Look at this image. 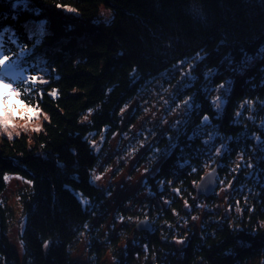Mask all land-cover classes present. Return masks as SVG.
I'll use <instances>...</instances> for the list:
<instances>
[{"label":"trees","instance_id":"1","mask_svg":"<svg viewBox=\"0 0 264 264\" xmlns=\"http://www.w3.org/2000/svg\"><path fill=\"white\" fill-rule=\"evenodd\" d=\"M15 2L0 0V30L17 38L5 45L10 59L0 76L8 73L5 82L43 121L11 138L0 126V198L7 175L31 181L19 195L21 257L7 237L14 211L0 201L1 264H78L71 245L106 197L91 182L92 142L119 131L123 108L163 74L195 107L140 189L150 197L136 218L149 220L152 231L136 230L123 247L111 235L108 249L95 238L88 264H105L107 253V264H264V0H30L32 10ZM103 6L112 13L108 23L97 21ZM22 50L29 55L17 64ZM245 56L244 70L233 71ZM184 64L189 75L180 81L171 71ZM32 76L43 82L33 85ZM229 81L217 111L214 94ZM167 142L164 136L156 146ZM215 167L217 191L228 192L220 211L217 191L195 198Z\"/></svg>","mask_w":264,"mask_h":264},{"label":"rangeland","instance_id":"2","mask_svg":"<svg viewBox=\"0 0 264 264\" xmlns=\"http://www.w3.org/2000/svg\"><path fill=\"white\" fill-rule=\"evenodd\" d=\"M111 19V11L103 6L97 21L108 23ZM186 67L185 64L181 65L171 73H179L180 81L184 80L189 75ZM167 77V74H163L152 80L123 108L119 131L109 139L101 135L92 142L98 155V163L91 174V182L105 191L106 197L98 204L92 222L86 225L71 245V259L78 264H88L90 244L95 238L101 243L102 248L106 249L112 244L109 240L111 235L119 239L120 247L125 246L127 242L134 243L137 232L135 226L141 220L136 218V214L141 211L145 199L150 197L148 191H140V189L147 176L154 173L163 159L168 151L172 134L178 132L188 114L186 101L190 100L179 99L176 92L179 81L175 83L176 79L170 84L168 77L169 84H166L164 79ZM224 87L228 88V85ZM4 91L5 89L0 86V93ZM220 96H223L224 104L225 93L221 87L216 90L213 101ZM0 100H3L2 95ZM5 109L9 124L7 131L14 134L39 129L43 121L38 109L24 106L16 95L0 103V112ZM135 112L137 118L128 125ZM28 117L31 119L29 120ZM0 126L4 130L3 126ZM164 136L168 137V142L160 149L156 145ZM30 184L31 181L24 176L7 175L6 189L0 198L1 203L14 211L7 237L20 257L23 255L21 235L25 230L26 218L19 195L28 190ZM226 194L228 192L226 193L224 187L217 191V211L225 209ZM199 209L208 211L204 204L200 205ZM106 258L105 264L113 262L111 253H107ZM1 263H4V260L0 256Z\"/></svg>","mask_w":264,"mask_h":264},{"label":"snow or ice","instance_id":"3","mask_svg":"<svg viewBox=\"0 0 264 264\" xmlns=\"http://www.w3.org/2000/svg\"><path fill=\"white\" fill-rule=\"evenodd\" d=\"M18 5H22L24 7L25 10H32L29 8V5H30V0H16V2L12 5L13 8H16ZM7 34V40L5 39V35ZM40 37H42L44 34H45V26L44 24H40L39 27H38V33H37ZM9 43H17V38L15 36L14 33H11V30L10 29H3V30H0V69H3V68H7L8 65H6V61H9V56L4 54L8 51V49L5 47L6 44H9ZM17 46L19 47V45L17 44ZM29 55V53L27 51H24L22 50L17 58H16V63L19 64L21 62H26V57ZM229 61L231 60V58H227ZM250 61V58L245 56L244 60L241 62V64L237 67V68H234L233 71H243L244 70V65L248 64ZM215 72H211V73H208L207 75L209 77H211L212 75H214ZM8 75L7 72H5L4 76H0V86H2L5 91L3 93H0V95L3 96V100H0V103H3L4 101H6L10 96L12 95H16L17 97L20 96V92L17 91L15 88H13L12 86V82H5V78L6 76ZM13 79H20L19 77H14ZM28 81H30L33 85L36 83V82H43V81H39L38 80V77H28L27 78ZM221 88L224 89V93L226 94L227 91L229 90V88L231 87V81L228 82V88H225L224 85H221L220 86ZM210 91V90H208ZM52 96H55L56 95V92L53 91L51 93ZM223 96H220L218 97L215 101L212 102V105L214 108L217 109V111H219V109L222 107L223 105ZM14 107V105H13ZM193 107H195V105L191 102V101H186V110H191ZM91 111V110H90ZM7 110L5 109L3 112H0V125L3 126L4 130L7 132V129L9 127V124H8V119H7ZM239 115V113H238ZM23 118V117H21ZM86 118V117H85ZM28 119L30 120L31 117H28ZM208 121V117L205 116L203 118V123H206ZM8 137L11 138L12 136V133L11 132H8ZM97 179H99V177H97Z\"/></svg>","mask_w":264,"mask_h":264},{"label":"water","instance_id":"4","mask_svg":"<svg viewBox=\"0 0 264 264\" xmlns=\"http://www.w3.org/2000/svg\"><path fill=\"white\" fill-rule=\"evenodd\" d=\"M218 170V167H215L202 177L196 187V199H198L200 196L208 199L217 191L219 185ZM135 229L140 232L152 231V225L149 220L142 219L136 224Z\"/></svg>","mask_w":264,"mask_h":264}]
</instances>
